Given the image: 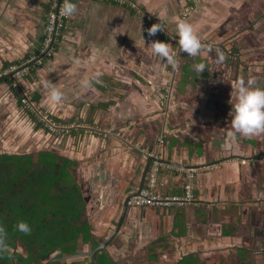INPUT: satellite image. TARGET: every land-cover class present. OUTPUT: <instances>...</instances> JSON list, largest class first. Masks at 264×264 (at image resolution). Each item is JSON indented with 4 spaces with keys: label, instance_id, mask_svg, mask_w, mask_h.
Instances as JSON below:
<instances>
[{
    "label": "crops",
    "instance_id": "crops-1",
    "mask_svg": "<svg viewBox=\"0 0 264 264\" xmlns=\"http://www.w3.org/2000/svg\"><path fill=\"white\" fill-rule=\"evenodd\" d=\"M138 1L162 19L167 34L149 36L152 23L125 4L73 0L77 12L53 34V54L36 63L54 0H0V71L30 63L23 83L43 109L70 125L49 131L23 107L9 76L2 77L0 154L49 152L71 160L84 218L100 243L113 233L126 197L139 189L148 154L166 161L159 162L165 194H183L194 169L190 202L130 206L105 251L118 264H264V132L237 134L226 144L232 86L241 78L260 86L264 55L243 56L256 45L244 32L237 57L217 58L230 49L228 38L235 41L232 31L243 22L236 7L244 0ZM181 20L204 45L196 56L179 46ZM152 40L168 43L175 68L153 54ZM200 62L206 69L197 73ZM85 79L90 87L82 86ZM51 87L63 92L59 104L48 99ZM81 251H90L89 244L80 242Z\"/></svg>",
    "mask_w": 264,
    "mask_h": 264
},
{
    "label": "trees",
    "instance_id": "trees-1",
    "mask_svg": "<svg viewBox=\"0 0 264 264\" xmlns=\"http://www.w3.org/2000/svg\"><path fill=\"white\" fill-rule=\"evenodd\" d=\"M71 162L49 152L0 154V226L9 245L0 264H43L54 254L78 252L80 242L89 244L90 250L99 246L93 225L84 218L86 203ZM20 221L28 223L29 233L17 229ZM98 259L100 264H118L105 250ZM51 264L95 262L85 257Z\"/></svg>",
    "mask_w": 264,
    "mask_h": 264
},
{
    "label": "clouds",
    "instance_id": "clouds-1",
    "mask_svg": "<svg viewBox=\"0 0 264 264\" xmlns=\"http://www.w3.org/2000/svg\"><path fill=\"white\" fill-rule=\"evenodd\" d=\"M61 14L65 17H72L77 12V5L73 0H63L61 6ZM164 31L163 26L160 23H153L146 29L149 36H154L157 31ZM177 35L180 48L191 56H196L198 52L204 47L201 40L194 31L193 26L186 21H179L177 23ZM150 47L155 56L166 61L167 64L176 66V59L171 54L168 43L159 40H152ZM209 50L211 45H208ZM217 58L219 61H224L225 56L223 53L218 52ZM206 69V65L203 62L194 65V71L201 73ZM102 73H95L94 78L97 83L100 82L99 77ZM83 87H90L91 80L85 79L82 81ZM232 90L235 94V102L232 105L229 115L231 116V128L227 135V145L233 143L237 134L244 137L257 135L264 132V87L257 85L254 78H249L247 81L239 79L235 85L232 86ZM63 92L56 88L51 87L48 99L53 104H59L62 100ZM17 229L24 233L31 231L28 223L20 221L17 224ZM9 251V245L6 242V232L2 226H0V256L6 254Z\"/></svg>",
    "mask_w": 264,
    "mask_h": 264
},
{
    "label": "built area",
    "instance_id": "built-area-1",
    "mask_svg": "<svg viewBox=\"0 0 264 264\" xmlns=\"http://www.w3.org/2000/svg\"><path fill=\"white\" fill-rule=\"evenodd\" d=\"M108 2H117L125 4L130 8L134 9L137 14H144L145 19L148 23H160L164 31H160L161 34H167V29L161 18L145 13L141 3L138 0H105ZM63 0H54L53 11L48 16V24L46 27V35L43 41V47L40 54L36 56V63H42L43 58L50 57L53 54V34L58 29L65 27L66 20L69 17H65L61 14V6ZM29 66V65H28ZM28 66L22 67L20 65L10 64L0 71V78L4 75L9 74L11 80V86L15 94L18 96L23 107L36 117V119L43 124L45 128L54 133H62L67 131L70 125L66 127L60 123L55 117L48 113L42 108L39 101L34 98L30 88L27 84H24L22 79L28 72ZM167 91L169 86H167ZM168 94L164 93L163 99L167 98ZM166 100V99H165ZM165 102V101H164ZM69 127V128H68ZM245 163L246 160L242 159ZM159 161H155L150 170V176L145 187L140 191L139 194L133 195L129 199V205L133 207H144V206H169L172 204L183 205L190 202L194 198V169L188 170L186 181L184 183L183 194H165L159 190V176H160Z\"/></svg>",
    "mask_w": 264,
    "mask_h": 264
},
{
    "label": "rangeland",
    "instance_id": "rangeland-1",
    "mask_svg": "<svg viewBox=\"0 0 264 264\" xmlns=\"http://www.w3.org/2000/svg\"><path fill=\"white\" fill-rule=\"evenodd\" d=\"M237 9L238 16L243 19V22L239 23L241 25L240 27L238 26L232 31L233 38L238 40L240 38L238 36H241L245 32V35L256 44L255 48L250 47L249 49H244L243 56L246 52H248L246 56L253 55L252 57H254L255 55H264V0L240 1V4L236 7V11ZM251 16L252 18L249 20ZM229 42L230 39L228 38L225 43L228 44ZM19 249L24 251V247L22 246H19Z\"/></svg>",
    "mask_w": 264,
    "mask_h": 264
},
{
    "label": "water",
    "instance_id": "water-1",
    "mask_svg": "<svg viewBox=\"0 0 264 264\" xmlns=\"http://www.w3.org/2000/svg\"><path fill=\"white\" fill-rule=\"evenodd\" d=\"M56 34V31L54 32V35ZM30 63L26 64V65H23V66H27L29 65ZM10 75L9 74H6L4 75L3 77H8ZM225 119H227V116L225 117ZM225 119L223 121H225ZM157 158H155L154 156L152 155H147V162H146V165L144 167V172H143V177H142V182H141V185L139 186V189L134 192V193H130L124 203H123V209H122V213H121V216L117 222V225L113 231V233L111 235H109L107 237V239H105L104 241H102L99 246H97L96 248H94L93 250H90V251H81V252H76V253H71V254H64L62 255L61 257H58L56 254L50 256L48 259H46L44 261L43 264H51L53 263L54 261H57V260H68V261H71L73 259H80V258H85V257H90L94 260L95 264H100L99 262V259H98V253L104 251L108 245L114 241L115 237H116V233L118 232V230L120 229V227L122 226L124 220H125V217L128 213V210H129V199L133 196V195H136V194H139L140 191L145 187L146 185V177H147V174H148V171L150 170V167L152 165V162L153 160H156ZM157 161L159 162H166L164 161L163 159H157ZM26 248V252L28 250L27 246H25ZM16 250V248L14 249V251Z\"/></svg>",
    "mask_w": 264,
    "mask_h": 264
},
{
    "label": "flooded vegetation",
    "instance_id": "flooded-vegetation-1",
    "mask_svg": "<svg viewBox=\"0 0 264 264\" xmlns=\"http://www.w3.org/2000/svg\"><path fill=\"white\" fill-rule=\"evenodd\" d=\"M245 20H246V18H245ZM242 21H243V19H242ZM264 38V37H263ZM239 39L238 40H235V41H230L228 44V47L230 48V49H228L227 50V53L224 55L225 56V58L227 59V58H234V57H236V56H238V52H239ZM261 82L259 83V85H260V87H264V75H263V77L261 78Z\"/></svg>",
    "mask_w": 264,
    "mask_h": 264
}]
</instances>
